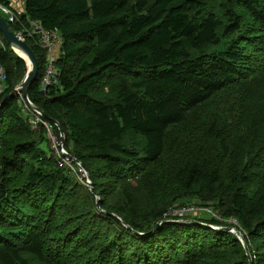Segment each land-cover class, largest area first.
<instances>
[{
	"label": "trees",
	"instance_id": "obj_1",
	"mask_svg": "<svg viewBox=\"0 0 264 264\" xmlns=\"http://www.w3.org/2000/svg\"><path fill=\"white\" fill-rule=\"evenodd\" d=\"M1 18L15 34L27 19L58 33L57 83L44 89L46 53L24 40L39 65L27 97L60 127L92 190L73 180L44 128L31 127L21 98L6 99L0 264H264V196L253 201L244 191L248 175L224 179L198 136L166 153L175 133L192 130L196 110L264 83V0H24L18 21ZM0 67L1 103L26 71L1 34ZM219 116L218 108L202 131L227 156ZM130 137L143 145L134 149ZM185 201L220 220L169 216ZM226 227L241 233L248 255Z\"/></svg>",
	"mask_w": 264,
	"mask_h": 264
},
{
	"label": "rangeland",
	"instance_id": "obj_2",
	"mask_svg": "<svg viewBox=\"0 0 264 264\" xmlns=\"http://www.w3.org/2000/svg\"><path fill=\"white\" fill-rule=\"evenodd\" d=\"M13 9L16 12L17 10H21L17 7H14ZM0 16L7 19V21L9 19L8 15L2 12L1 9ZM239 36L241 37L240 39H244L247 36V32L242 29ZM11 50L16 55L14 49L11 48ZM248 52L251 53L252 50L249 48ZM24 63L26 65V75L28 61H24ZM24 77L18 84H16L14 89L20 86ZM245 91L244 87L241 88L238 97L234 100L235 102L232 97H223L215 107L206 106L196 110V112L190 116L188 121V125L193 131L184 128L180 132L175 133L167 143L166 153L168 155L179 152V149L176 148L177 143L180 148H182L181 150L186 149L183 148L185 146L183 139L190 135L198 136L200 142H204L211 147L210 155L213 157L212 161L215 160L214 157L217 159L212 165L220 167L224 179H229L241 172L248 175L249 182L243 186V189L253 201H256L258 197L264 196V99H257V95L260 97L264 92V83L255 84V88H251L248 95H245ZM16 96L21 98L31 119L33 110L27 107L21 95ZM218 108L220 109V116L216 122L220 137L223 138L224 144L228 146L227 156L224 155V150L219 147L217 143L210 140L208 141L205 137V132L202 131L206 122L212 118ZM41 126L44 128L47 136V127L44 125ZM50 131L52 134H54L53 131L56 132L54 129H50ZM190 140L194 141L195 139ZM48 143L52 148L53 145L51 142ZM130 143L134 149L136 146L141 147L143 145L141 139L137 137H130ZM60 144L61 146H59V144L56 145L57 149L52 148V151L55 155L58 154L62 157V153L65 151L67 153V150L64 147V143L61 142ZM261 145L263 146L261 147ZM187 148H190V146L188 145ZM188 151H190V149ZM63 158L65 159L64 164L69 169L73 180L88 189H92V185L89 184L84 169L72 159L67 158V154L65 157L63 156ZM209 161L211 162L210 159ZM164 165L167 168L171 163L165 162ZM254 165H256V168L253 170ZM162 181L163 180L159 181V185L163 184ZM95 201L96 203H99L100 197L95 196ZM179 213H182V215H188L192 219L204 218L209 220L215 217L219 218L212 208H208L207 206L194 201H185L179 208L171 210L169 214L172 215ZM61 219L62 216L58 218V221ZM229 222L234 226L237 225L234 221L230 220ZM229 233L236 236L235 231H233L232 228L229 230ZM75 257L76 256L73 255L71 259H74Z\"/></svg>",
	"mask_w": 264,
	"mask_h": 264
},
{
	"label": "built area",
	"instance_id": "obj_3",
	"mask_svg": "<svg viewBox=\"0 0 264 264\" xmlns=\"http://www.w3.org/2000/svg\"><path fill=\"white\" fill-rule=\"evenodd\" d=\"M0 9L2 10V12L8 15L9 17L8 22H11V23L18 21V16L23 12V10H17L16 12L13 8H10L8 6H4L1 4H0ZM27 22H28V27L22 31V34L17 33L16 35L22 40H25L26 37L31 38V39H36L39 45L41 46V48L45 51L46 56H47V67L41 79V87L42 89H44L45 87H48V86H51L57 83L58 73L55 68V63L59 56L61 39L57 32L44 30L37 21H32V20L27 19ZM4 80H5V73H4L3 68L0 67V92H1L2 84ZM30 124L33 129H36L38 125L46 126L48 129L47 130L48 140L53 145L52 148L57 149L56 145L58 144L59 146H61L60 144L61 137H63V135L60 133L57 134L54 131H53L54 134H52L50 131V129L51 130L54 129L56 131L57 125L44 122L39 112L34 111V110L32 111V117L30 119ZM66 154L67 153L65 151L62 153V157H60L58 154L57 156L60 157V159H62L63 161H65L63 156L65 157ZM169 216L182 218L185 215H182V213H179V214H172V215L169 214Z\"/></svg>",
	"mask_w": 264,
	"mask_h": 264
},
{
	"label": "water",
	"instance_id": "obj_4",
	"mask_svg": "<svg viewBox=\"0 0 264 264\" xmlns=\"http://www.w3.org/2000/svg\"><path fill=\"white\" fill-rule=\"evenodd\" d=\"M0 34L7 41V43L10 45L11 48H13L14 46H18L19 48H21L23 50V52L25 53L26 59L28 61V63H27V73H26V75L24 77V80L22 81V83L20 84L19 87L14 89V92L12 94H10L8 97L3 99V101L0 103V107H1V105L3 104V102L6 99H8L10 97H13V95H21L23 100H24V102H25V104L27 105V107H29L30 109H32L34 111L39 112L41 114V116L44 117L42 111L40 109H38L37 107H35L28 100V97H27L28 90H29L30 86L36 80V77H37V74H38V67H39L38 61L36 60V57H35L32 49L30 48V46L24 40L20 39L15 33H13L11 31L8 23L6 21H4L1 17H0ZM16 55L20 59H22L23 61H26L25 59L20 57L17 53H16ZM57 128H58L59 133L62 134V130L60 129V127L57 126ZM61 142L64 143V138L63 137H61ZM68 158L72 159L73 161H75V159L72 158L71 156H68ZM84 171H85V173L87 175V180L89 181V184L91 185L90 177H89V175H88V173L86 172L85 169H84ZM90 190H92V189H90ZM97 206H98V202H97ZM163 223L164 222H159L158 226L163 224ZM181 223H190V222L181 221ZM229 230H230V228H223L222 229V231H226V232H229ZM234 231H235L236 236L239 238L240 242L242 243L244 250L246 251V253L248 255V247H247V245H246V243L244 241V238L242 237L241 233L238 230H234ZM249 264H252L250 260H249Z\"/></svg>",
	"mask_w": 264,
	"mask_h": 264
},
{
	"label": "crops",
	"instance_id": "obj_5",
	"mask_svg": "<svg viewBox=\"0 0 264 264\" xmlns=\"http://www.w3.org/2000/svg\"><path fill=\"white\" fill-rule=\"evenodd\" d=\"M9 2L13 8L17 7L21 10H24V0H9Z\"/></svg>",
	"mask_w": 264,
	"mask_h": 264
},
{
	"label": "bare ground",
	"instance_id": "obj_6",
	"mask_svg": "<svg viewBox=\"0 0 264 264\" xmlns=\"http://www.w3.org/2000/svg\"><path fill=\"white\" fill-rule=\"evenodd\" d=\"M13 49H14V51L20 56V57H22L23 59H25L26 61H27V59H26V55H25V53L23 52V50L21 49V48H19L18 46H14L13 47ZM68 154H67V158H68ZM216 218V217H215ZM216 219H219L220 220V218H216ZM223 229V228H222ZM231 229V228H230ZM232 230L234 231V230H237V229H235V228H232Z\"/></svg>",
	"mask_w": 264,
	"mask_h": 264
}]
</instances>
